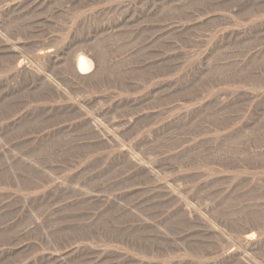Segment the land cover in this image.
<instances>
[{
	"label": "rangeland",
	"instance_id": "374dc122",
	"mask_svg": "<svg viewBox=\"0 0 264 264\" xmlns=\"http://www.w3.org/2000/svg\"><path fill=\"white\" fill-rule=\"evenodd\" d=\"M0 264H264V0H0Z\"/></svg>",
	"mask_w": 264,
	"mask_h": 264
},
{
	"label": "bare ground",
	"instance_id": "6f19581e",
	"mask_svg": "<svg viewBox=\"0 0 264 264\" xmlns=\"http://www.w3.org/2000/svg\"><path fill=\"white\" fill-rule=\"evenodd\" d=\"M45 56H50V53H49V51L48 52H46L45 54H44ZM84 56V55H83ZM44 58V57H43ZM76 62V61H75ZM96 64V63H95ZM94 64V65H95ZM20 65V64H19ZM75 68H74V74H76L78 77H79V79H81V78H85L87 75H91V74H93L94 73V71H93V68L91 67V64H90V62L88 61V58L86 59L85 57H79L78 56V58H77V62L75 63V66H74ZM97 68V67H96ZM20 70V69H19ZM75 75V76H76ZM252 233V232H251ZM249 234V235H246L244 238H243V242H244V244H245V246L244 247H251V248H253L252 246H254L255 245V243H257V241L256 242H254L255 240H254V236H253V234ZM242 242V243H243ZM245 249V248H244ZM72 252V251H71Z\"/></svg>",
	"mask_w": 264,
	"mask_h": 264
}]
</instances>
